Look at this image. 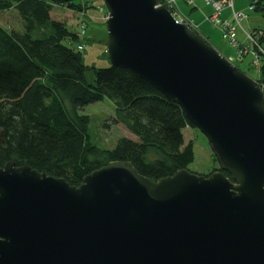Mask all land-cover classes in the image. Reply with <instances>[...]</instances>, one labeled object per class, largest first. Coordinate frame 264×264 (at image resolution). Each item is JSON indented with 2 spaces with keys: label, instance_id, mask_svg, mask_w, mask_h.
<instances>
[{
  "label": "water",
  "instance_id": "95a60500",
  "mask_svg": "<svg viewBox=\"0 0 264 264\" xmlns=\"http://www.w3.org/2000/svg\"><path fill=\"white\" fill-rule=\"evenodd\" d=\"M107 54L176 102L218 167L151 180L110 161L79 186L0 167V264H264V98L160 0H102ZM225 173L227 175H225ZM84 205V237L72 225ZM74 221V220H73Z\"/></svg>",
  "mask_w": 264,
  "mask_h": 264
},
{
  "label": "trees",
  "instance_id": "16d2710c",
  "mask_svg": "<svg viewBox=\"0 0 264 264\" xmlns=\"http://www.w3.org/2000/svg\"><path fill=\"white\" fill-rule=\"evenodd\" d=\"M251 4L264 19V0ZM58 6L80 8L74 0H0V17L19 20L16 29L0 24V167L27 165L74 186L110 161H129L151 180L188 169L193 141L184 143L183 130L194 126L181 107L137 74L111 64L94 69L87 83L91 68L82 64L79 43L73 45L79 35L65 20L52 18ZM263 54L256 81L264 95ZM104 98L114 105L112 123L129 134L113 148L91 140L90 117L79 112Z\"/></svg>",
  "mask_w": 264,
  "mask_h": 264
},
{
  "label": "rangeland",
  "instance_id": "374dc122",
  "mask_svg": "<svg viewBox=\"0 0 264 264\" xmlns=\"http://www.w3.org/2000/svg\"><path fill=\"white\" fill-rule=\"evenodd\" d=\"M74 2L80 4V8L77 11H69L66 10L67 7L64 9V6H58L59 8H55L51 15L55 20H65L63 22H65L66 27L70 31L77 32V34H80L78 32L80 24L86 26L84 36L76 40L73 45L75 47L80 42L83 44L81 61L83 65L91 68L86 71V79L91 82L94 69L108 68L110 65L106 52L108 42L105 22L107 17L106 9L101 0H74ZM173 2L176 4L177 12L183 13L182 18L187 20L194 31L204 38L206 37L205 39L208 43L223 56L227 57L241 71L251 78L257 79L259 69L258 66L252 63L256 49L250 48L246 34L249 32V28H263L264 19L252 10L250 12L247 11L249 7L245 6L251 0H240V9L235 7L233 0L231 6L225 7L227 4L223 5L222 10L228 12L230 16L240 13L242 18H245L236 34L240 41L236 43L237 45H233L229 38L224 36L225 30L219 23L210 22L209 16L213 10L211 5L207 4L205 0H173ZM18 21L17 18L16 25L19 24ZM0 24L6 26L7 29H16L17 27L14 24L13 15L7 21L3 16L0 17ZM241 41L246 45L244 46ZM252 45H257V42ZM262 45L264 46V42ZM82 112L90 117L91 140L101 147L113 148L119 137H127L129 135L121 124L112 123L110 120L114 116V105L107 98L84 106ZM183 139L184 143L190 140L193 141L194 160L188 166L190 172L208 175L215 167H218L206 138L197 128H185L183 130Z\"/></svg>",
  "mask_w": 264,
  "mask_h": 264
},
{
  "label": "built area",
  "instance_id": "2783aa9c",
  "mask_svg": "<svg viewBox=\"0 0 264 264\" xmlns=\"http://www.w3.org/2000/svg\"><path fill=\"white\" fill-rule=\"evenodd\" d=\"M205 1L207 4L211 5L212 10H213V12L209 16L210 22L219 23L222 26V28H224L225 30L224 36L229 38L231 43H235L236 30L238 27H240V22L243 19L242 15L240 13H236L232 15L231 20L221 18L223 5L227 4L225 7L231 6L232 0H205ZM173 3H174L173 0H166V4L169 6H172ZM255 46L259 47L258 41H257V45ZM254 58H255V63H256L257 55H255Z\"/></svg>",
  "mask_w": 264,
  "mask_h": 264
},
{
  "label": "bare ground",
  "instance_id": "6f19581e",
  "mask_svg": "<svg viewBox=\"0 0 264 264\" xmlns=\"http://www.w3.org/2000/svg\"><path fill=\"white\" fill-rule=\"evenodd\" d=\"M246 7H250V8H247V11L248 12H250L251 10L253 11L254 10V4H248ZM222 11H224V12H226L225 10H222ZM255 28H252L249 32H248V34H247V40H248V42H249V44L250 45H252V44H254V43H256L257 41H259L263 36H264V30H254ZM87 83H91V82H88L87 81ZM98 102V101H97ZM94 103V102H93ZM83 109H84V107L81 109V110H79V112L80 113H82V114H84L82 111H83ZM102 167V166H101ZM100 168V167H99ZM35 170V169H34ZM37 171V170H36ZM47 176H49V177H53V178H56V179H63L65 182H67L63 177H55V176H52V175H49V174H47V173H45ZM68 183V182H67ZM69 184V183H68ZM70 185V184H69ZM80 185V184H79ZM78 185V186H79ZM71 186H74V185H71ZM73 209L76 211V213L77 214H75V213H71V211H69L68 213H70V215L73 217V219H71L72 220V225L73 226H76L75 227V229L77 230V232H78V234L80 235V236H82V237H84V235H85V228H86V226L84 227V229L83 230H81V229H79L78 228V226H77V224H79V223H83L84 225H87V224H85V222H86V216H85V214H84V205H82V204H79V205H77V204H75L74 206H73ZM74 220V221H73Z\"/></svg>",
  "mask_w": 264,
  "mask_h": 264
},
{
  "label": "crops",
  "instance_id": "0c3cea01",
  "mask_svg": "<svg viewBox=\"0 0 264 264\" xmlns=\"http://www.w3.org/2000/svg\"><path fill=\"white\" fill-rule=\"evenodd\" d=\"M234 1V3H235V7L237 8V9H240L241 7H240V0H233ZM242 1H244V0H242ZM246 7V6H245ZM246 9V8H245ZM207 12H208V10H207ZM206 12V13H207ZM222 16L224 17V18H230V14L228 13V12H223V14H222ZM196 21V20H195ZM252 28H259V27H252ZM252 28H249V29H252ZM242 43H243V41H241Z\"/></svg>",
  "mask_w": 264,
  "mask_h": 264
}]
</instances>
